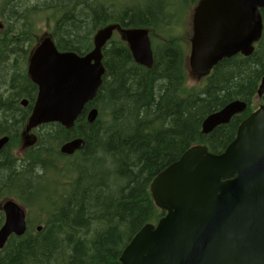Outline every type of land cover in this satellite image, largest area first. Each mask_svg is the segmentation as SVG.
<instances>
[{
  "label": "trees",
  "instance_id": "16d2710c",
  "mask_svg": "<svg viewBox=\"0 0 264 264\" xmlns=\"http://www.w3.org/2000/svg\"><path fill=\"white\" fill-rule=\"evenodd\" d=\"M154 1L0 2V137L10 139L0 151V200L15 196L29 207L37 204L43 218L40 232L32 228L23 238L10 239L0 251V264H120V253L135 233L162 215L149 192L153 178L192 146L221 152L255 110L264 74V10L255 52L222 60L201 90L191 91L185 88L184 53L172 32L178 23L171 2ZM40 22L58 51L77 55L88 53L95 31L109 23L149 29L155 60L149 70L140 67L125 43L111 38L102 49V85L87 105L98 110L95 121L87 123L86 107L74 129L46 124L32 132L36 142L23 145L36 98L26 64ZM22 99L28 100L26 108ZM233 100L245 102L246 111L203 135L205 116ZM66 137L82 138L84 148L82 157L62 165L58 149ZM17 148H24L22 156L14 153ZM100 151L107 157L101 168L93 154ZM78 165L83 168L76 170Z\"/></svg>",
  "mask_w": 264,
  "mask_h": 264
},
{
  "label": "water",
  "instance_id": "95a60500",
  "mask_svg": "<svg viewBox=\"0 0 264 264\" xmlns=\"http://www.w3.org/2000/svg\"><path fill=\"white\" fill-rule=\"evenodd\" d=\"M261 10L264 0H200L192 15V73L206 72L239 53L249 56L262 35ZM114 30L134 61L151 67L146 30L107 26L95 34L93 50L83 57L59 53L50 37H43L28 61L38 94L25 133L47 123L73 127L101 86V49ZM262 94L264 78L258 90ZM245 109L244 103H229L201 123V133L210 134ZM96 117L91 110L87 122ZM7 142V137L0 139V151ZM83 148L82 138H74L60 152ZM149 190L165 214L134 235L121 251L120 264H264V106L240 123L221 152L189 148L155 176ZM2 209L0 248L10 234L20 237L26 230L20 208L8 202Z\"/></svg>",
  "mask_w": 264,
  "mask_h": 264
},
{
  "label": "rangeland",
  "instance_id": "374dc122",
  "mask_svg": "<svg viewBox=\"0 0 264 264\" xmlns=\"http://www.w3.org/2000/svg\"><path fill=\"white\" fill-rule=\"evenodd\" d=\"M2 0H0L1 2ZM103 1V0H101ZM104 1H109V0H104ZM116 4H124L127 3L128 0H113ZM138 2L139 5H143L145 3L146 0H136ZM198 0H170L171 2V7H170V13L172 15L177 14L175 17V21L179 24L182 23L180 25V27L178 28V36H181L180 40L183 41L185 43V55H184V70L186 71V78H187V86L188 87H194L197 86L198 84H201L204 82V79L201 81H196L197 78L195 76H190L189 75V65H188V56L190 53V42L189 39L192 35V29H191V16H192V12L194 10V7L196 6ZM155 3H157V0L154 1ZM147 3V2H146ZM186 4L188 6H186ZM177 24V25H178ZM111 25H118L116 23H109L107 24V26H111ZM120 26V25H118ZM114 38H118V34H114L113 35ZM112 36V37H113ZM160 54V52H159ZM130 68V66H129ZM0 83H1V78H0ZM181 91V90H180ZM182 93V92H181ZM121 107H119L118 109H120ZM117 109V110H118ZM16 153L19 155V153H21L20 148H17ZM82 150H80V153L78 154V156L82 157ZM23 154V153H21ZM93 154H96V157L94 159L95 166L101 165L100 168L102 167V163L105 164L107 157L103 152H94ZM92 154V155H93ZM102 154V156H101ZM22 156V155H19ZM88 156V155H87ZM64 159L62 160H68L65 158L68 157H63ZM87 158V157H86ZM84 162V161H82ZM78 168H83L82 165H78L76 166V170H78ZM105 170V168H103ZM99 170V169H97ZM28 219L31 221V224H37V225H42V219L41 216H36L32 213H30V211L28 212Z\"/></svg>",
  "mask_w": 264,
  "mask_h": 264
},
{
  "label": "bare ground",
  "instance_id": "6f19581e",
  "mask_svg": "<svg viewBox=\"0 0 264 264\" xmlns=\"http://www.w3.org/2000/svg\"><path fill=\"white\" fill-rule=\"evenodd\" d=\"M221 62V61H220Z\"/></svg>",
  "mask_w": 264,
  "mask_h": 264
}]
</instances>
